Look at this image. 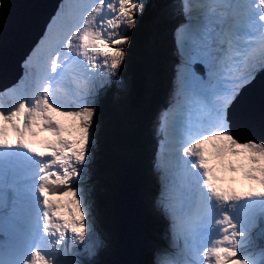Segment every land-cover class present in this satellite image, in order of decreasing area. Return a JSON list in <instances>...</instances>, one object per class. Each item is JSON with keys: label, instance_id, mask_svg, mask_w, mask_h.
<instances>
[{"label": "snow or ice", "instance_id": "obj_1", "mask_svg": "<svg viewBox=\"0 0 264 264\" xmlns=\"http://www.w3.org/2000/svg\"><path fill=\"white\" fill-rule=\"evenodd\" d=\"M147 7L67 0L25 62V78L0 92V264H91L76 256L89 227L80 185L97 101L122 86L128 33ZM178 7L177 98L160 126V206L171 239L152 264H264V139H239L230 115L240 91L264 73V0ZM237 174L246 190L225 187Z\"/></svg>", "mask_w": 264, "mask_h": 264}, {"label": "trees", "instance_id": "obj_2", "mask_svg": "<svg viewBox=\"0 0 264 264\" xmlns=\"http://www.w3.org/2000/svg\"><path fill=\"white\" fill-rule=\"evenodd\" d=\"M170 1L171 0H146L148 7L140 17V25L138 22V25L132 30V37L130 33V44L127 46V58L125 61V69L133 67L144 71L152 69L149 71V76H153L154 71L160 78V83L158 82L159 86L156 87L155 90L153 89L147 98L143 97L142 100H146L148 105L142 108L138 106L140 116L131 128L122 124L117 113L111 114V135L105 144L104 141L101 140L102 134L99 135L98 143H96V148L92 150L89 160V164L93 167V175L87 182L90 183L89 187L103 212L105 225L112 229L117 221L118 199L115 190L119 187L124 176H126V166L121 156L133 157L136 159V167L139 174L137 176L141 183L143 180L141 187L142 193L147 196L151 195V189L149 187L152 186L153 182L151 178L153 170L148 161V146L151 143L154 133H156V127L152 125V120L150 119L152 114L157 110V105L163 99L162 89L164 83L162 75L165 71V64L169 59H165L163 56V46L160 45V39H156L155 36L150 34V31L156 27L159 32L161 28L172 26L173 13L171 14V18L164 14L165 12H162L161 9L159 10L160 5L167 6ZM177 2L178 0H176V3ZM148 22L149 25L147 24ZM141 26L143 29L139 32ZM138 42L141 43L143 48L141 51L136 52L134 46ZM145 43L147 46L148 43H150L152 49L144 45ZM116 111H119V109L116 108ZM105 118L106 108H102L101 110L97 109L94 122L100 123L102 119L105 121ZM140 184H138L137 187ZM141 207L144 210L142 202ZM147 212L148 215L145 217V226L139 232L140 237L145 238L151 236V239H154L155 233L158 234L159 232H163L164 236L162 237H168L166 224L160 218H154L151 221V212ZM139 248L141 249L140 241ZM145 256L148 261L145 260ZM140 259H143V262H140V264H150V259H153V255L151 252L149 256L146 254L142 255L140 252ZM95 264L100 263L98 262Z\"/></svg>", "mask_w": 264, "mask_h": 264}, {"label": "rangeland", "instance_id": "obj_3", "mask_svg": "<svg viewBox=\"0 0 264 264\" xmlns=\"http://www.w3.org/2000/svg\"><path fill=\"white\" fill-rule=\"evenodd\" d=\"M55 1L56 0H53L51 7L47 13L51 12V10L54 8L56 4ZM160 9L162 10V12H165L164 14H166L167 16L171 17L172 13L173 15H175L177 13L176 0H171L169 4H167V6L160 5L159 10ZM40 24L43 25V19L41 20ZM40 24L37 26V28H35L36 32L33 35V39H34L33 42L35 41V39H37L38 34L42 32V28ZM147 24L149 25V22ZM141 29H143L142 26L140 27L139 32ZM171 33H172V26L161 28L159 32L156 27L155 29H152L150 31L151 35L155 36L156 39H160V45L163 46L162 47L163 56L165 57V59L166 58L169 59V61L165 64V67H164L165 71H164V74L162 75L163 83H164L163 89H162L163 99L157 105V110L154 112V114H152L151 119H150L152 120V125H154V127L159 128V129L160 127H158L157 123L160 120V115L162 111L167 107L169 103L170 96L173 93V86L176 82V63H174V50L170 42ZM40 42L41 41H39L38 43H34L33 48H32L33 44L31 43V45L27 49L24 50V53L21 56L15 58V62H14L15 66L13 67L15 68V71L11 70L7 74H2V76H0V85L3 84L4 82L9 81L10 80L9 78L16 76L17 73H20V70H19L20 64L18 63L19 62L21 63L25 57L26 58L23 60L22 65L25 67V71H26L25 62L32 55L33 51L36 50ZM144 45H146V43ZM147 47L149 49H152V46H150V43H148ZM142 48L143 47L141 43L139 42L134 46V50H136V52L141 51ZM30 49L31 51L27 54V52ZM151 70L152 69H148L144 71V70L136 69L135 67L127 68L123 70L121 72V79H126V78L128 79L127 84H124L127 88L126 95L123 98H121L123 91H121L119 87L113 86L112 87L114 91V93L112 94L113 96L105 97L106 92L102 96H100V98L97 101V109L101 110L102 108L106 107V118H105V121L104 119H102L100 123L94 122L93 131L95 133V141L92 146V150L96 148V143H98V137L100 134H102L101 140L104 141V144L107 142V139L110 137L111 135L110 127H111V122H112L111 114L117 113L120 121L126 127L131 128L134 122L137 121V119L140 116V111L138 109V106L142 108L148 105V102L146 100L144 101L142 100L143 97L147 98L151 94L152 90L153 89L155 90V88L159 86L158 82L160 83V78L158 75L155 74L154 71H153V76H149V71ZM20 82L21 80L16 82L13 85L8 86L7 88L1 90L0 92L5 91L6 89H11L14 86L20 84ZM9 99L11 98L4 97V102L5 100L8 101ZM116 103H118L117 108L119 109L120 112L116 111V109L114 108ZM5 104H7V102H5ZM95 118H96V115H95ZM244 133H251V132L247 128L246 131H244ZM259 133L256 136L263 137V134H261V131H259ZM92 150H91V153H92ZM160 152L161 150L158 145L157 136L155 137L154 135L151 140V143L148 146V161H149L150 166H151V160L155 161V158L158 159L160 156H162ZM122 160L125 161L126 163L133 162L135 165L136 174L139 175L138 169L136 167L135 158L127 157V158H122ZM92 175H93V167L89 164V161H88L87 167L85 169V175L80 185V187L82 188L84 192L85 199L87 201V208H88V213H89L88 215V226L89 227H88V233H87L88 238H85V241L83 244L78 245L79 254L76 256V259L81 260V261H90L91 264H95L98 262L100 264H109L110 258L112 262L113 258L116 256V251L118 249L117 247L118 236L115 230H112V228L107 227V225H105L103 212L101 211L100 206L95 196L93 195L91 188L89 187L90 183L87 182L88 178H90ZM157 183L158 182H156V184ZM142 184H143V180H142V183L138 186V189L140 191V201L143 203V207H144V210H143L144 225L140 228V230L145 226V217L148 215L147 211L151 212V221L154 218L157 219V217L155 216L152 210H153V204H156L155 200L157 199L156 197L158 194L156 190H153L152 188L149 187L151 189V195L150 196L144 195L142 193V188H141ZM161 194L165 195V189L163 193L161 191ZM166 227L168 228V226ZM153 228L155 229L154 225H153ZM155 234L156 235H154V239H151V236L141 238L139 235V241H141L146 247V249L140 250L142 255L146 254L149 256L150 254L149 248H151L150 244H152L154 247H158L157 241L159 238H161L164 235H163V232L162 233L159 232L158 234L157 233ZM169 242L170 241H169V236H168L165 238L164 246H167ZM85 248L88 249V252L84 251ZM155 249H158V248H155ZM145 260H147L146 256H145ZM141 262H143V259H141Z\"/></svg>", "mask_w": 264, "mask_h": 264}, {"label": "bare ground", "instance_id": "obj_4", "mask_svg": "<svg viewBox=\"0 0 264 264\" xmlns=\"http://www.w3.org/2000/svg\"><path fill=\"white\" fill-rule=\"evenodd\" d=\"M52 2L53 0H3L4 7L2 13H0V31H2L1 26L5 13L6 18L3 23V31L0 34V76L7 74L11 70L15 71V68H13L15 66V58L21 56L24 50L33 42V35L36 32L35 28L49 11ZM40 26L42 28L41 24ZM243 92H246L250 98H254V101H251L254 108L258 107L264 112V76H258ZM240 96L237 97L233 106H248L249 102L247 99ZM230 111L233 114V111ZM253 119L254 123L252 125H264V117L257 111L254 112ZM239 121L240 115L234 112V131L238 138H241V133H244L246 131L245 127L248 128V126H240ZM250 132V138L256 139L253 135L254 133ZM160 157L162 158V156ZM155 160L157 159L155 158ZM159 191L161 192V190ZM141 210L143 216L142 207Z\"/></svg>", "mask_w": 264, "mask_h": 264}, {"label": "water", "instance_id": "obj_5", "mask_svg": "<svg viewBox=\"0 0 264 264\" xmlns=\"http://www.w3.org/2000/svg\"><path fill=\"white\" fill-rule=\"evenodd\" d=\"M57 1L58 0H56L55 2ZM55 7L56 4L52 9V11L55 9ZM5 18H6V13L3 19V23L5 22ZM46 19H48V13L43 18V24L46 22ZM3 23L1 26L2 31H3ZM2 31H0V34ZM18 64H20V62ZM19 70L20 73L19 74L17 73L16 76L9 78L10 80L4 82L5 84L4 83L1 84L0 89H3L4 87L13 83L18 78V75L21 74V66ZM240 94L238 96L247 99L249 105L245 107H237L234 105L231 107L230 110L233 111V114L230 111V115L233 123V131H234V112H237L240 115L239 124L242 127L249 126L254 123L253 115L255 111H257L259 114H261L264 117L263 111H261L258 107L254 108L252 106L251 101H254V98H250L249 96H247L246 92L243 91H240ZM248 128L250 131H253V133H255L253 134L254 136L257 135L259 131L263 130L261 134H263L264 136V125H252ZM250 135H251L250 133H241L242 137L239 139H241L242 141L249 139ZM121 157L125 158L124 156ZM123 163L126 166V176L119 185V187L115 190V194L117 195V199H118L117 200L118 208L116 215L117 221L116 224L114 225V230L116 231L118 236V249L116 256L113 258L112 262L110 258L109 264H139L141 262L140 248H139V230L144 225V220L142 217V210H141V202H140V191L137 187V185L140 184L141 181L136 174L134 163L133 162L126 163L125 161H123Z\"/></svg>", "mask_w": 264, "mask_h": 264}]
</instances>
